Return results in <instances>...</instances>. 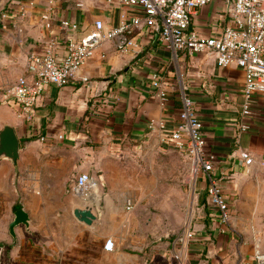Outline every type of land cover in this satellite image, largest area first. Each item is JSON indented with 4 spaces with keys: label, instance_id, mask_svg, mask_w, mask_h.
<instances>
[{
    "label": "crops",
    "instance_id": "obj_1",
    "mask_svg": "<svg viewBox=\"0 0 264 264\" xmlns=\"http://www.w3.org/2000/svg\"><path fill=\"white\" fill-rule=\"evenodd\" d=\"M49 10L50 29L41 17ZM134 13L144 12L106 0H0V130L10 124L20 139L16 161L0 157V264H146V228L137 237L131 232L134 213L124 211L121 200L98 209L71 185L79 172L93 174L96 158L110 149L127 151L161 141L150 121L165 119L173 128L184 95L194 100L206 150L216 155L214 175L231 211L225 225L215 206L202 204L198 229L208 240L203 252L209 257L202 264H257L256 252H264V92L254 94L253 111L243 116L245 68L220 66L213 54L176 52L144 23L132 31L137 47L122 54L105 39L67 84H46L31 112L22 113L3 99L20 76L31 75L30 52L55 39L63 53L66 39L94 31L96 20L107 29ZM63 20L77 26H63ZM228 22L224 0H212L194 15L191 28L212 35ZM157 80L166 89L165 99ZM242 122L249 125L245 131L239 130ZM241 148L252 153L250 165L239 156ZM199 190L204 192L205 183ZM16 205L28 212L29 223L16 225L14 236L10 223L20 208ZM87 207L98 216L92 223L75 214ZM108 237L115 240L113 250L104 249ZM169 255L162 245L152 259L172 264Z\"/></svg>",
    "mask_w": 264,
    "mask_h": 264
},
{
    "label": "built area",
    "instance_id": "obj_2",
    "mask_svg": "<svg viewBox=\"0 0 264 264\" xmlns=\"http://www.w3.org/2000/svg\"><path fill=\"white\" fill-rule=\"evenodd\" d=\"M110 4L127 8L141 9L143 14H131L116 25L105 28L101 19L95 21V30L81 39L67 38L65 51H57V40L47 41L41 50H34L28 55L30 76H20L3 94V99L12 100L20 112L29 113L35 108L46 84L62 86L67 84L76 72L94 56L96 49L105 39L113 42L116 50L122 54L129 53L138 46L132 31L149 25L157 31L161 42L176 52L188 54L208 53L216 57L220 66L237 64L245 68L247 79L244 84L245 100L241 113L243 116L252 110L253 96L264 92V0H224L229 22L217 34L202 35L191 28V22L199 9L212 0H106ZM33 3V1H30ZM81 5V3H79ZM19 10L24 13V6ZM10 10L4 13L9 16ZM44 26L50 29L53 25L52 10L41 14ZM63 26L76 27L77 23L62 21ZM159 94L166 98V89L162 83L155 82ZM150 127L160 131L163 143H168L186 152L191 159L196 173L202 172L208 202L219 211V221L229 224L231 219L230 205L222 184L214 175L216 155L206 150V136L203 124L194 105L193 98L184 95L183 105L177 124L168 129L165 119H152ZM249 128L248 123L239 125L240 131ZM239 156L250 165L253 155L250 150L241 148ZM99 178L89 171L79 172L71 185V191L86 200H92L98 207L101 205V187ZM96 193H99L97 197ZM134 203L127 201V208ZM115 240L108 237L104 242L105 250H113ZM257 264H264V252H256Z\"/></svg>",
    "mask_w": 264,
    "mask_h": 264
},
{
    "label": "rangeland",
    "instance_id": "obj_3",
    "mask_svg": "<svg viewBox=\"0 0 264 264\" xmlns=\"http://www.w3.org/2000/svg\"><path fill=\"white\" fill-rule=\"evenodd\" d=\"M124 151L110 149L95 160L92 171L103 184L100 208L121 200L123 210L135 215L131 232L136 237L145 225L146 264L156 263L153 253L162 245L172 264H202L209 258L203 252L208 240L198 229L202 204L209 205L206 189L199 190L205 183L202 172L196 173L186 152L159 140ZM128 200L134 203L131 209Z\"/></svg>",
    "mask_w": 264,
    "mask_h": 264
},
{
    "label": "water",
    "instance_id": "obj_4",
    "mask_svg": "<svg viewBox=\"0 0 264 264\" xmlns=\"http://www.w3.org/2000/svg\"><path fill=\"white\" fill-rule=\"evenodd\" d=\"M19 153L20 139L16 129L12 125L6 124L0 130V157H7L16 161ZM75 214L87 223H92L98 217L90 207L78 208L75 210ZM20 223H29V214L23 207L15 211V217L10 223L12 235L15 236V226Z\"/></svg>",
    "mask_w": 264,
    "mask_h": 264
},
{
    "label": "trees",
    "instance_id": "obj_5",
    "mask_svg": "<svg viewBox=\"0 0 264 264\" xmlns=\"http://www.w3.org/2000/svg\"><path fill=\"white\" fill-rule=\"evenodd\" d=\"M90 114H91V109H88V110L86 111V115H87V116H90ZM17 207H20V206H19V205H16L15 208H17Z\"/></svg>",
    "mask_w": 264,
    "mask_h": 264
},
{
    "label": "bare ground",
    "instance_id": "obj_6",
    "mask_svg": "<svg viewBox=\"0 0 264 264\" xmlns=\"http://www.w3.org/2000/svg\"><path fill=\"white\" fill-rule=\"evenodd\" d=\"M96 195H97V197H99L100 194L99 193H96Z\"/></svg>",
    "mask_w": 264,
    "mask_h": 264
}]
</instances>
